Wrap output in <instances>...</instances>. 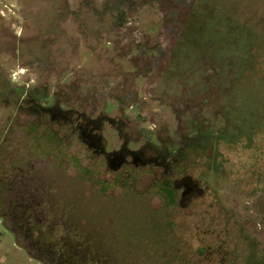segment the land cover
I'll return each mask as SVG.
<instances>
[{"label":"rangeland","instance_id":"rangeland-1","mask_svg":"<svg viewBox=\"0 0 264 264\" xmlns=\"http://www.w3.org/2000/svg\"><path fill=\"white\" fill-rule=\"evenodd\" d=\"M0 206L100 264H264V0H0Z\"/></svg>","mask_w":264,"mask_h":264},{"label":"trees","instance_id":"trees-1","mask_svg":"<svg viewBox=\"0 0 264 264\" xmlns=\"http://www.w3.org/2000/svg\"><path fill=\"white\" fill-rule=\"evenodd\" d=\"M17 214L11 210H4L3 212L0 209V217L11 221V228L9 229L14 232L18 243L28 251L31 257L45 264H82V262H85L84 264H100L94 258L85 259L84 255L73 254V251L65 243L68 242L66 239L62 240L66 249H62L61 251L58 250L61 246L60 243L48 242L46 239L40 237L34 239L31 233V220L26 210L23 209ZM20 239H22V242Z\"/></svg>","mask_w":264,"mask_h":264},{"label":"flooded vegetation","instance_id":"flooded-vegetation-1","mask_svg":"<svg viewBox=\"0 0 264 264\" xmlns=\"http://www.w3.org/2000/svg\"><path fill=\"white\" fill-rule=\"evenodd\" d=\"M43 110H51V109H49V108H44ZM61 112V111H60ZM56 113L58 114L59 112H57L56 111ZM60 114V113H59ZM54 117V116H53ZM90 125H93V123H89ZM81 135H82V137H87V140L89 141H87V143H88V145H89V147L90 148H94V150H95V153H97V154H99V155H103L105 158H109L110 157V155L108 154V153H106L105 151H104V149H101L102 148V146H100L101 144L99 143V137L97 136V135H94V134H92V133H90L88 130H83L82 131V133H81ZM100 144V145H99ZM178 152L179 151H175L173 154L175 155V154H178ZM116 155H115V158H114V161H117L118 163H119V165H124L125 164V162H126V157L128 156V155H130V156H132V157H134V159L136 160V161H138V158L136 157V154L134 153V152H132V151H130V150H127V149H122L121 151H119L118 153H115ZM162 155H163V159H165L166 157H167V154H166V152H163L162 153ZM142 164L143 165H146L145 164V162L144 161H142Z\"/></svg>","mask_w":264,"mask_h":264}]
</instances>
